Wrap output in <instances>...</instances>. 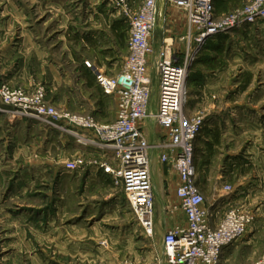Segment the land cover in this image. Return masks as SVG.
I'll use <instances>...</instances> for the list:
<instances>
[{
    "label": "rangeland",
    "instance_id": "rangeland-1",
    "mask_svg": "<svg viewBox=\"0 0 264 264\" xmlns=\"http://www.w3.org/2000/svg\"><path fill=\"white\" fill-rule=\"evenodd\" d=\"M128 1L129 7L137 10L144 0ZM247 1L244 0L242 6ZM89 2L97 3L99 9L106 7L107 21L122 18L129 26L120 0H0V90L6 86L12 91L22 90L32 95L44 89L46 101L59 113L94 116L95 110L101 108L102 120L114 122L112 108L109 109L115 106L114 102L100 105L103 99L99 90L88 84L81 85L77 70L81 62L87 67H90L88 64L93 67L95 62L97 68H104V74H109L113 67L116 74L121 73L129 56V35H121L117 40L101 37L99 49L94 51L84 50L78 43L70 44L61 37L70 5ZM172 8L185 18L182 10ZM221 34L231 37V43L216 68L226 74L227 97L238 100V108L244 106L242 109L249 119L253 116L257 118L254 122L258 123H226L234 139L227 133L221 149L207 150V158L196 149L197 180L206 205L220 196V200H226L225 211L232 206L242 207L253 216L254 222L246 237L248 243L229 263L249 264L264 252V22L242 29L230 28ZM27 36L32 37L24 42ZM32 42L39 47H32ZM26 51L29 52L28 58L23 59ZM36 51L41 54L39 57ZM76 56H82V61ZM25 62L37 83L30 87L10 81L18 66L24 68ZM151 67L155 73V68ZM97 68L92 70V75L98 80L100 72ZM66 73L72 80L67 88L65 81H61L66 78ZM58 76L62 79L58 80ZM58 82H61L59 86ZM14 111L15 107L5 105L0 95V130L4 129L0 137V264H155L164 251V233L162 225L158 224L164 217L159 208L156 210L155 206L157 222L155 233L150 237L139 225L124 192L114 184L106 186L99 177H94L97 163L111 160L97 145L76 139L66 129ZM186 113L202 118V131L206 111L200 109ZM236 114L238 116V112ZM27 120L39 122L43 127L40 131L42 151L38 155L42 165L38 169L27 170L29 165H24L26 160L37 158L34 156L36 152H27L23 156L16 153L22 145V138H12L13 132L26 128ZM251 124L256 127L252 128ZM64 127L70 126L66 122ZM246 127L256 137L262 134V139L254 142L251 138L244 145L242 136ZM233 134L239 139L235 140ZM248 145L254 146L260 154L257 162L248 165L253 168L252 176L248 184L242 186L245 193L241 195L250 194L246 188L252 194L245 201L234 202L233 196H237L239 188L235 190L229 179L228 160L231 158L227 153L230 147L239 146L242 150L237 156L242 157ZM204 160H208L205 166ZM227 185L231 186L229 192L225 189ZM230 200L233 203L229 206ZM177 212L173 208L168 217L178 220Z\"/></svg>",
    "mask_w": 264,
    "mask_h": 264
},
{
    "label": "built area",
    "instance_id": "built-area-1",
    "mask_svg": "<svg viewBox=\"0 0 264 264\" xmlns=\"http://www.w3.org/2000/svg\"><path fill=\"white\" fill-rule=\"evenodd\" d=\"M128 2L120 0L129 22V56L121 73L98 74L104 92L116 96L114 122L101 123L91 115L59 113L46 101L44 89L28 95L4 86L0 90L2 101L15 107L16 114L44 120L66 129L78 140L97 145L111 159L98 162L97 168L124 192L139 225L150 237L156 228L152 145L141 124L155 121L166 132L170 154L162 153L161 160L172 162L180 176L177 195L187 218L185 227L176 226L165 232L163 256L155 264H222L224 250L246 236L254 218L247 209L232 206L217 225L212 222L213 213L197 180L196 139L203 120L185 111L189 79L193 62L210 38L230 28L264 22V0H248L222 16L217 14L215 0H167L168 7L182 10L187 18L188 42L182 55L168 37L158 48L154 45L157 0H144L137 10L130 8ZM151 66L158 78L156 111ZM66 122L69 128L64 127ZM225 189L229 192L231 186ZM249 264H264V252Z\"/></svg>",
    "mask_w": 264,
    "mask_h": 264
},
{
    "label": "crops",
    "instance_id": "crops-1",
    "mask_svg": "<svg viewBox=\"0 0 264 264\" xmlns=\"http://www.w3.org/2000/svg\"><path fill=\"white\" fill-rule=\"evenodd\" d=\"M243 2L244 0H225L224 5L222 6L220 1L215 0L217 14L220 15L221 13L234 10L235 8L242 6ZM105 15H109L106 7L99 9V5L97 3L89 2L86 4H72L70 5L69 13L67 16H65V22L63 23L65 32L61 35V37H64L65 41L70 42V44L78 43V45L84 50L94 51L99 49L98 43L100 42L99 38L101 37H111L113 40H117L121 35L124 37L129 35V26L127 22H125L122 18H114V20L111 21L108 19L107 21ZM112 15L114 16V14ZM168 31L172 32L169 33ZM187 33L188 23L186 16L184 18L183 15H179V12H177L175 9L166 6L164 27L163 29H155L153 38L154 45L158 48L162 44L164 38L168 37L175 43V47L182 55L186 50L188 42L186 38ZM31 37L32 36H27L24 42L26 40L30 41ZM230 40L231 37L224 34L216 35L210 38L207 41L197 63L192 69L189 79L190 95L188 105L186 106V111L193 113L197 110L204 109L207 115L204 128L196 139V149L201 151L204 158L208 157L207 150L214 151L215 149H221L223 146L224 137L227 133L230 135L232 140L234 139L231 136L232 134L228 132L229 127H226V123L230 125H237L238 122L246 123L245 125H248L249 123H258V121L254 122L257 118L253 116H251L249 119L248 114L244 112L245 109H242L244 106H240V108H238V100L231 99L229 96L227 97V91H225L226 85L228 84L226 83V74L220 70H216L220 64L219 60L221 59V55L226 53V48L231 43ZM35 46L39 47L37 44H35V42H32V47ZM36 53L37 57L41 55L38 51H36ZM28 54L29 52L26 51L23 59H27ZM83 57L86 58L85 55ZM76 58L78 57L76 56ZM78 60L82 61V56H80ZM19 66L17 71L14 73L12 72L13 76L10 78V81H16L17 84L27 85L28 87L37 84L33 79L32 74L28 72L29 68L27 67V63H24V68H21V65ZM96 68L95 62L91 68L87 67L85 63L81 62V67L77 70V74H79L81 77V85L88 84L90 85V88H96L99 90L100 96L103 99L102 104L100 105L105 106L107 102H114L115 106H109V109L112 108V114L115 117L114 119H116V96L108 95L104 92V88L99 80L95 79V77L92 75V70ZM97 69L100 73L104 74V68ZM210 73L213 74L208 75ZM106 74L110 76L116 75L114 67L109 69V74ZM65 75L67 76L64 79H62L61 76H58V80H64L65 87L67 88L70 87L71 84L69 83L72 80L69 78L67 73ZM16 76H18L19 79H17ZM56 79L57 76L55 80ZM60 83L61 82H58V86ZM153 88L155 93L153 104H155V97L158 89V78L157 73L156 71L154 73V70ZM223 91L224 93L222 94ZM70 94L72 95L71 91ZM216 97H218V100H216ZM95 111L96 112L93 115L97 118V120L102 121V123H108L102 120L103 114L101 108H98V110ZM237 112L238 116L236 114ZM25 125L26 128L24 130L21 129L18 132L12 133L13 139L19 140V138H22V145L19 147L18 152L16 153H20V155L23 156L26 155L27 152H30L31 154L35 151L36 153L34 156H37V158L33 160H26L24 165H29L27 170L30 168L38 169L40 165H42V160H39L40 157H38V155L42 151L41 147L43 144L41 141L42 136L40 131H43V127L41 123H37L33 120H27ZM141 125L149 139V142L152 145V148L150 149V155L152 162L151 167L155 194V206L156 210L157 207L159 208L158 210H160V213H162L164 217L159 219L158 224L162 225L161 228L165 235L167 230H172L176 226L185 227L187 225V218L183 210L180 208V199L177 195V189L181 184V179L172 162L166 163L161 160L162 153L168 152L170 154L169 150L166 148L167 136L165 130L157 125V123L153 120H147ZM251 127L254 128L256 126L251 124ZM249 130L250 129L246 127L244 136H242L244 137V145L246 144L247 140L251 138H254V142L258 141L259 138L262 139V134H259V136L256 137L254 136V132H249ZM3 131L4 129L0 130V137H2ZM6 131L9 132V130ZM238 139L239 138L235 136V140ZM31 140H34V142L31 143ZM68 140L69 138L66 137V141ZM253 147L254 146L250 145L245 147L244 155L242 157H239V155L237 156V154H239L242 150V148L239 146L238 148L237 146L230 147L228 150L227 155L231 158L228 160L231 171L229 179H231V183L234 184L235 190L239 188V190H236L237 193L235 191L237 196H233L234 202L245 201L246 199H249L248 197H250L252 194L250 189L246 188L247 192L250 194L241 195L242 193H245V189L242 188V186H245L244 184H248V180L252 176L251 172L253 171V168L248 165L250 163L253 164L254 162H257L258 156L260 157L259 152H257ZM262 153L264 154V150H262ZM262 160L263 156H261V161ZM261 161L259 160V162ZM206 163H208V160H204L203 165L205 166ZM94 172L95 171H93L94 177H99L100 182H102L104 185L110 186V184H113L111 178L105 174L102 169L97 168V173L95 172V174ZM243 197L245 198L244 200ZM225 202L226 200H220V196H218L213 199L210 205H207L213 213L212 222L214 225L219 223L220 219L226 212L224 208ZM232 203L233 200H230L228 205L230 206ZM173 208L178 211L175 215L178 220L173 216L171 218L168 217V215L171 214ZM162 219L163 221H160ZM156 222L155 216V225ZM248 233L241 240L224 250L222 264H229L237 257V253L244 245H246V243H248L246 241Z\"/></svg>",
    "mask_w": 264,
    "mask_h": 264
},
{
    "label": "water",
    "instance_id": "water-1",
    "mask_svg": "<svg viewBox=\"0 0 264 264\" xmlns=\"http://www.w3.org/2000/svg\"><path fill=\"white\" fill-rule=\"evenodd\" d=\"M167 0H157L155 14V29H163L165 21Z\"/></svg>",
    "mask_w": 264,
    "mask_h": 264
},
{
    "label": "trees",
    "instance_id": "trees-1",
    "mask_svg": "<svg viewBox=\"0 0 264 264\" xmlns=\"http://www.w3.org/2000/svg\"><path fill=\"white\" fill-rule=\"evenodd\" d=\"M218 1H220V4L223 6L224 5V3H225V0H218ZM220 35V34H219Z\"/></svg>",
    "mask_w": 264,
    "mask_h": 264
}]
</instances>
